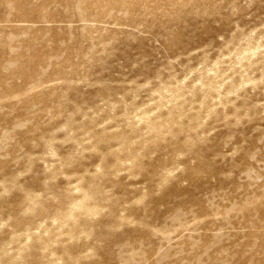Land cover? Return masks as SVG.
<instances>
[{"label": "rangeland", "instance_id": "374dc122", "mask_svg": "<svg viewBox=\"0 0 264 264\" xmlns=\"http://www.w3.org/2000/svg\"><path fill=\"white\" fill-rule=\"evenodd\" d=\"M0 264H264V0H0Z\"/></svg>", "mask_w": 264, "mask_h": 264}]
</instances>
